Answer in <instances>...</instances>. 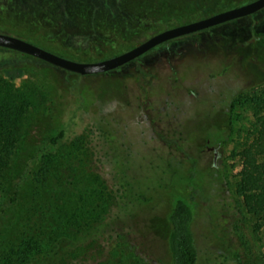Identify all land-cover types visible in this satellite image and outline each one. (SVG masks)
<instances>
[{"label": "rangeland", "instance_id": "rangeland-1", "mask_svg": "<svg viewBox=\"0 0 264 264\" xmlns=\"http://www.w3.org/2000/svg\"><path fill=\"white\" fill-rule=\"evenodd\" d=\"M252 1L0 0V33L70 60L95 62L129 51L165 30ZM99 81L105 88L118 90L117 98L104 104L116 110L128 139L152 140L157 151L161 144L155 130L168 135L178 131L185 139L193 138L186 150L208 178L203 186L208 196L201 200L194 227L201 264H264V213H250L236 193L238 185L245 183L241 154L256 138V113L264 108V9L170 41L115 71L81 79L39 59L0 50L2 100L10 89L30 99L25 105L16 97L17 109L11 118L8 109L0 113V257L18 232L21 212L35 203V179L42 169L51 167V156L59 163L55 169L68 176L79 164L71 157L72 145L87 118L72 121L77 86ZM144 88L148 89L145 96ZM62 130L66 135L60 145H51L50 140ZM208 134L211 140L201 141ZM58 157L76 163L70 166ZM213 166L224 175L223 182L210 175ZM18 181V200L10 204L8 188ZM69 188L76 193L56 180L50 183L54 199L55 195L62 198ZM87 188L84 183L78 187L80 192ZM45 198L50 199V194L45 192ZM72 201L77 204V197ZM162 213L156 209L140 217L157 221ZM155 234L149 230L147 244L159 256L162 247ZM104 261L76 260L74 264Z\"/></svg>", "mask_w": 264, "mask_h": 264}, {"label": "trees", "instance_id": "trees-1", "mask_svg": "<svg viewBox=\"0 0 264 264\" xmlns=\"http://www.w3.org/2000/svg\"><path fill=\"white\" fill-rule=\"evenodd\" d=\"M145 90L148 89L144 88V96ZM117 92L105 88L100 81L77 86L72 121L87 118L83 132L72 145L71 157L79 164L68 176L55 169L59 163L52 161L51 156V167L42 169L35 179L38 184L35 203L21 212L18 232L1 254V264H74L76 260L102 258L105 264H201L194 227L201 200L208 196L203 192L208 178L200 172L196 157L186 150L193 138L185 139L178 131L168 135L155 130L161 144L157 151L152 140L131 136L128 139L116 110L104 104L117 98ZM16 97L23 99L21 103L25 105L29 103L28 97L10 89L4 101L0 96V113L8 109L11 118L17 109ZM4 104L7 107L3 108ZM233 106L234 99L229 104V113ZM262 110L256 113V138L241 154L240 174L245 183L238 185L236 192L255 215L264 213V160L260 161L264 157ZM65 135L62 130L50 144L58 147ZM210 138L208 134L201 141L208 142ZM216 142L220 144L223 140L219 138ZM57 159H64L70 166L76 163L65 157ZM213 168L210 175L214 181L223 182L224 175L216 166ZM53 180L72 187L76 193L69 188L62 198L55 195L54 199L50 189ZM83 183L88 188L80 192L78 187ZM12 184L8 188L10 204L18 200L20 181ZM45 192L50 199H44ZM73 197H77V204ZM58 201L61 203L57 204ZM156 209L163 212L157 221L140 217ZM158 226L161 233L156 229ZM149 230L155 231L160 241L159 256L147 244Z\"/></svg>", "mask_w": 264, "mask_h": 264}, {"label": "water", "instance_id": "water-1", "mask_svg": "<svg viewBox=\"0 0 264 264\" xmlns=\"http://www.w3.org/2000/svg\"><path fill=\"white\" fill-rule=\"evenodd\" d=\"M262 9H264V0H254L245 5L217 13L210 17L165 30L129 51L95 62H77L70 60L44 50L25 40L4 34H0V48L16 51L39 59L69 73L80 76H96L115 71L164 43L253 15Z\"/></svg>", "mask_w": 264, "mask_h": 264}, {"label": "flooded vegetation", "instance_id": "flooded-vegetation-1", "mask_svg": "<svg viewBox=\"0 0 264 264\" xmlns=\"http://www.w3.org/2000/svg\"><path fill=\"white\" fill-rule=\"evenodd\" d=\"M254 1V0H253ZM261 11V10H260ZM5 13H8V12H6L5 11ZM10 14V13H9ZM256 14V13H255ZM255 14H253V15H250V16H247V17H251V16H254ZM0 31H2V30H0ZM3 32H6V31H3ZM1 34V33H0ZM4 35H7V34H4ZM9 36H11V35H9ZM14 37V36H13ZM17 38V37H16ZM20 39V38H19ZM168 43V42H167ZM164 44H166V43H164ZM164 44H162V45H164ZM161 46V45H160ZM159 47V46H158ZM157 48V47H156ZM0 50H4V51H12V50H8V49H5V48H0ZM153 50V49H152ZM13 52H16V51H13ZM19 53V52H18ZM148 53V52H147ZM22 54V53H21ZM25 55V54H24ZM145 55V54H144ZM140 58V57H139ZM137 60V59H136ZM135 61V60H134ZM124 67V66H123ZM121 68V67H120ZM119 69V68H118ZM211 150H215V149H211Z\"/></svg>", "mask_w": 264, "mask_h": 264}]
</instances>
